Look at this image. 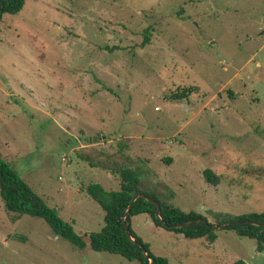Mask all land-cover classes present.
I'll return each mask as SVG.
<instances>
[{
    "label": "rangeland",
    "instance_id": "1",
    "mask_svg": "<svg viewBox=\"0 0 264 264\" xmlns=\"http://www.w3.org/2000/svg\"><path fill=\"white\" fill-rule=\"evenodd\" d=\"M0 157L85 243L12 222L0 197V264H137L90 248L104 212L87 188L120 189L104 168L215 226L264 212V0H28L0 22ZM130 226L168 264H264L226 228L211 244Z\"/></svg>",
    "mask_w": 264,
    "mask_h": 264
},
{
    "label": "trees",
    "instance_id": "2",
    "mask_svg": "<svg viewBox=\"0 0 264 264\" xmlns=\"http://www.w3.org/2000/svg\"><path fill=\"white\" fill-rule=\"evenodd\" d=\"M28 0H0V22L6 15H17L22 11ZM143 46L150 43V29L144 32ZM125 158V157H124ZM114 168V167H113ZM104 168L120 180V189L117 192H107L99 184H92L87 188L88 196L93 199L104 212V227L98 233L89 235V244L92 251L108 253L135 262L137 264H168L167 259L155 257L131 230V218L147 215L156 227L182 235L186 239L195 240L205 238L209 243L217 239L216 230L203 216L189 212L185 213L170 204L173 193L169 197L160 193L157 188L162 184L149 187L140 181L136 170L128 166L118 168ZM208 184L217 186L219 177L211 170L203 174ZM165 188V187H164ZM135 195H141L134 202ZM0 197L5 210L11 216L12 222L23 216L43 220L52 233L60 237L75 248L83 249L85 243L78 236L73 227L64 222L58 212L46 205L11 167L0 157ZM159 206L160 218L156 217ZM131 205L128 216L124 215ZM163 222V225L161 224ZM188 224L179 229L173 227ZM228 224L226 230L234 231L239 237L256 242L257 252L264 251V212L240 215L226 218L218 223ZM233 264H245L237 261Z\"/></svg>",
    "mask_w": 264,
    "mask_h": 264
},
{
    "label": "water",
    "instance_id": "3",
    "mask_svg": "<svg viewBox=\"0 0 264 264\" xmlns=\"http://www.w3.org/2000/svg\"><path fill=\"white\" fill-rule=\"evenodd\" d=\"M93 141H96L95 139H93ZM141 195H135L134 197H133V199H132V202H134L137 198H139ZM156 207H157V212H156V217L157 218H160V210H159V206L156 204ZM130 208H131V205L128 207V209H127V211H126V213H125V215H124V218L126 217V216H128V212H129V210H130ZM161 224L163 225V222L161 221ZM188 224H184V225H177V226H175V227H173L174 229H179V228H182V227H184V226H187ZM215 230H220V229H223V228H226V227H228V224H226V225H220V226H215V225H213L212 226ZM150 264H151V260H150Z\"/></svg>",
    "mask_w": 264,
    "mask_h": 264
}]
</instances>
